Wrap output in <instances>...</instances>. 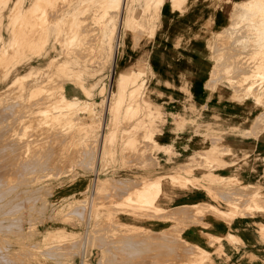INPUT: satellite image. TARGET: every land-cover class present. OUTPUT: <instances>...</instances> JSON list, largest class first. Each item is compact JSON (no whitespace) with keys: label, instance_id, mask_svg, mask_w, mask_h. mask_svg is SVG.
<instances>
[{"label":"rangeland","instance_id":"obj_1","mask_svg":"<svg viewBox=\"0 0 264 264\" xmlns=\"http://www.w3.org/2000/svg\"><path fill=\"white\" fill-rule=\"evenodd\" d=\"M161 1L0 0V264H216L234 235H207L202 247L181 233L206 212L228 222L259 210L257 189L215 173L225 133L199 132L212 148L185 165L157 160L156 137L176 118L146 88ZM256 1L230 14L211 48L223 66L211 82L253 102L252 129L264 128ZM200 180L225 195L167 206ZM153 220L167 230L154 232Z\"/></svg>","mask_w":264,"mask_h":264},{"label":"crops","instance_id":"obj_2","mask_svg":"<svg viewBox=\"0 0 264 264\" xmlns=\"http://www.w3.org/2000/svg\"><path fill=\"white\" fill-rule=\"evenodd\" d=\"M259 4L256 0H162L154 22L157 29L146 55L150 65L146 88H152L151 97L160 109L176 116L167 118L156 137L161 149L158 162L169 167L185 165L212 148L199 132L225 133L221 143L228 154L213 158L220 165L215 171L217 177L233 179L239 186L257 189L262 195L254 203L258 211L243 212L228 222L206 212L197 216L200 226L188 225L181 233L184 242L202 247L207 235H234L237 244L223 241L225 260L216 264H264V231L259 230L260 226L264 228V128L252 129L253 124H249L255 117L251 100L237 99L234 89L232 94L211 82L218 70H223L220 58L211 49L219 42L215 35L232 25L230 14L236 16L240 10L244 14L246 8H257ZM118 70L124 73L122 68ZM229 128L239 133H228ZM166 149L171 153H165ZM194 185L173 190L167 206L203 207L211 204L213 195H225L224 190L201 180ZM152 222L154 232L169 226Z\"/></svg>","mask_w":264,"mask_h":264},{"label":"bare ground","instance_id":"obj_3","mask_svg":"<svg viewBox=\"0 0 264 264\" xmlns=\"http://www.w3.org/2000/svg\"><path fill=\"white\" fill-rule=\"evenodd\" d=\"M109 15V14H108ZM158 16V15H157ZM120 26V25H119ZM118 31V30H117ZM119 38V37H118ZM66 112V111H65ZM62 114V113H61ZM69 114V113H68ZM66 115H67V113H66ZM15 162V161H14ZM3 165V164H2Z\"/></svg>","mask_w":264,"mask_h":264}]
</instances>
